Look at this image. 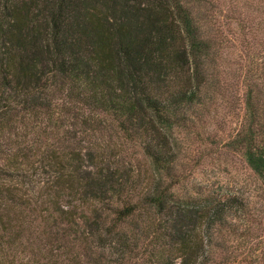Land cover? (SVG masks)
I'll return each mask as SVG.
<instances>
[{
	"label": "trees",
	"instance_id": "16d2710c",
	"mask_svg": "<svg viewBox=\"0 0 264 264\" xmlns=\"http://www.w3.org/2000/svg\"><path fill=\"white\" fill-rule=\"evenodd\" d=\"M215 2L0 0V264H264V64L226 143L251 187L183 165L228 101Z\"/></svg>",
	"mask_w": 264,
	"mask_h": 264
},
{
	"label": "rangeland",
	"instance_id": "374dc122",
	"mask_svg": "<svg viewBox=\"0 0 264 264\" xmlns=\"http://www.w3.org/2000/svg\"><path fill=\"white\" fill-rule=\"evenodd\" d=\"M215 5L214 23L207 29L220 41L219 53L225 58L219 71L228 101L218 99L216 108H211L203 132L211 133H207L209 139L195 142L191 136H183L181 154L189 180L201 181L217 193L245 192L251 187L252 173L242 156L226 143L238 128L247 80L260 81L261 74L254 67L260 70L264 64V27L255 23H263L264 16L262 8L255 9L257 0H216ZM36 179L40 185L41 179ZM29 260L30 255L25 252L19 254L16 263L29 264Z\"/></svg>",
	"mask_w": 264,
	"mask_h": 264
}]
</instances>
